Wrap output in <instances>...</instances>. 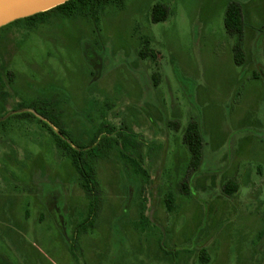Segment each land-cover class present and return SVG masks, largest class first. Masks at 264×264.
<instances>
[{
  "label": "rangeland",
  "instance_id": "rangeland-1",
  "mask_svg": "<svg viewBox=\"0 0 264 264\" xmlns=\"http://www.w3.org/2000/svg\"><path fill=\"white\" fill-rule=\"evenodd\" d=\"M216 1L121 0L92 11L97 25L83 13L53 12L0 29L7 94L0 116V264H264V57L255 79L237 67L238 76H230L223 50L235 38L219 15L225 0ZM247 1L264 8V0ZM156 4L167 7L165 22H152ZM146 45L155 59L140 58ZM148 105L162 108L171 123L153 133L163 136L153 145L131 138L128 127L129 117L149 114ZM21 110L34 116H19ZM192 121L206 148L195 171L183 143ZM58 123L66 133L59 134ZM51 130L74 149L90 150L83 159L88 173L95 171L91 193ZM131 141L144 155L163 152L139 194L129 189L137 175L116 169L140 160ZM234 179L238 192L227 195L223 187ZM120 196L128 198L121 215ZM93 200L94 212L103 206L96 217ZM129 201L137 209L146 202L148 219L126 214Z\"/></svg>",
  "mask_w": 264,
  "mask_h": 264
},
{
  "label": "crops",
  "instance_id": "crops-1",
  "mask_svg": "<svg viewBox=\"0 0 264 264\" xmlns=\"http://www.w3.org/2000/svg\"><path fill=\"white\" fill-rule=\"evenodd\" d=\"M231 2H237L234 0H225V2L223 3V5L221 6V10L219 11V15L225 17V12L226 9L228 7V5ZM217 3V1L215 0V4ZM241 7H242V12H243V20H244V38H243V50L245 53V63L242 66H237L235 64V60H234V53H233V46H234V42L230 41L228 42V47H226V49L223 50V53H225V60L227 61V64H231L233 66V69L231 70V72H229L230 76H238L237 73H235V69L234 68H242L247 71H250L253 73V78L255 79L256 76H259L260 73L258 74L257 69L260 66L258 62V59L262 57H264V8L262 10H259L260 5L258 6L257 3H254L253 1H247V0H238V2ZM209 6L212 8V6H215L214 3L211 1ZM220 6V5H219ZM201 9V8H200ZM202 18L206 19L207 18V11L205 13V11H203V13L201 14ZM190 56L186 55L184 57V60L186 61L187 58H189ZM191 60V59H189ZM249 62H252L251 64ZM230 66V67H232ZM228 74V75H229ZM241 77L243 76L242 74L240 75ZM145 78V77H144ZM238 80V79H237ZM145 81L147 83V85L150 86L148 80ZM151 87V86H150ZM151 90V88H150ZM152 91V90H151ZM149 108V114L145 115V114H138L137 117H129V123H128V127L130 132L132 133L130 136L131 138H138L140 137L142 140H145L147 142H152L153 144H156V141L162 140L163 136H154L153 133L155 134V132L158 130H162L163 129V125H167L168 127H170L171 123L169 121H166V112L162 111L163 109L160 107H156V106H150L148 105ZM155 120L157 122V126L153 127L152 126V121ZM154 121V122H155ZM120 132V131H119ZM164 132L166 134H170L171 131L168 130H164ZM156 135V134H155ZM134 140V139H132ZM129 145L131 146V148L134 150L135 154L137 155V157L140 158L139 161H134L132 160L131 164L129 165V163L127 165H124L125 167L123 168V166L119 169L116 168L120 173L123 171H129L130 173H134L135 175H137V177H135V181H133L131 183V185L129 186V189L134 190V193L137 192V194L140 193L139 189H142L144 187H146L147 183L153 180V177L150 174L151 168L150 166H153V163L156 162L158 163L159 161H162V154L163 152L160 150V147H157L155 149H150V151H148V153H146L144 155V151L139 147V145L135 142V141H131V143H129ZM205 150L206 148H204L203 151V158H202V162L203 160H205ZM145 157V158H144ZM153 158V159H151ZM142 161V163H141ZM145 162V165L142 166ZM152 162V163H151ZM201 162V164H202ZM142 164V165H141ZM150 164V165H149ZM132 166V168H131ZM127 167V168H126ZM260 169V168H259ZM114 172L112 174L113 178H116L117 182L116 184H114V187H122V179L121 176L117 177V175L115 174V170L111 169ZM250 171V169H245L244 172V177L246 180V173H248ZM98 172V169L96 170V173ZM239 178H243L242 174H239ZM242 181V180H241ZM232 182L235 183L237 186H239L238 179H234V180H229L227 181V183ZM111 183V181H110ZM226 183V184H227ZM244 183V182H243ZM225 184V185H226ZM224 185V187H225ZM224 187H223V191H224ZM128 189V188H127ZM238 192V191H237ZM236 192V193H237ZM119 194H122L120 192H118ZM228 195V194H227ZM234 195V194H232ZM222 196V195H221ZM135 197V196H134ZM134 197H132V200H135ZM120 198V199H119ZM119 199V214L121 215V207L123 205V203L128 199H126V197L124 196H120ZM122 200H124L122 202ZM140 200H142L140 198ZM130 202V201H129ZM103 208V206L99 205L97 207L96 212L97 211L101 214V209ZM114 208H110L111 212L113 211ZM126 214L129 213V211H135L134 216H136L139 219L142 220H147L149 217V205L146 204V202L143 201V204H140V207L137 209L136 207L132 206V201L130 202V206L126 207ZM91 212V211H90ZM95 216V215H94ZM96 217V216H95ZM120 217V216H119ZM131 226V225H130ZM124 227L128 228L129 225L125 224Z\"/></svg>",
  "mask_w": 264,
  "mask_h": 264
},
{
  "label": "trees",
  "instance_id": "trees-1",
  "mask_svg": "<svg viewBox=\"0 0 264 264\" xmlns=\"http://www.w3.org/2000/svg\"><path fill=\"white\" fill-rule=\"evenodd\" d=\"M121 0H70L69 2L65 3L64 5H61L51 11L41 13L38 15H35L33 17L27 18V19H34L37 18L38 16L45 17L49 15L50 13L53 12H61L64 16H67L69 18L76 16L77 14H84L88 16L89 20L94 25H97L98 19L96 16L92 14L93 10H98L104 5H107L109 3H114V2H120ZM169 16V11L166 6L162 4H156L152 8L151 12V20L153 23L158 24L161 22H165L168 19ZM17 22V21H16ZM244 20H243V12H242V7L239 3L237 2H231L225 12V17H224V27L226 30V33L230 36L235 38V43L233 46V53H234V60L235 64L237 66H242L245 63V53L243 50V38H244ZM140 58L148 59V58H156V55L153 51H150V48L148 45H146L139 54ZM6 82L4 79V76L2 75L0 71V116L3 114L2 110L4 107V104L6 102ZM36 103V102H35ZM34 106V103L32 104ZM20 109H24L23 105H19ZM19 116H34L32 113L25 111L20 113ZM44 118V117H43ZM44 126H47L46 123L43 120H39ZM59 124V125H58ZM55 127L59 130V134L66 133V131L63 128V125L58 123ZM52 133L54 132L51 130ZM54 134V133H53ZM55 135L57 144L60 148L67 150L70 152L68 154L69 157L72 159V166L76 170L79 179L82 183L83 188L88 192L91 193L94 188V184L92 182V176L95 175V171L92 169L90 170L91 175L88 173L84 167V155L90 151L89 149H80L78 147L77 150L74 149V145L72 146L69 145L62 139L60 136ZM183 143L187 146L191 159L189 163V168L191 171L197 170L202 162L203 158V150H204V139L203 136L200 132L199 125L192 121L189 123L187 126L184 136H183ZM72 152V153H71ZM238 191V186L235 183L229 182L225 185L224 187V192L228 195L235 194ZM173 199L168 198L166 200V204L168 208L171 210L173 206ZM96 206V201L93 200L91 203V212H94V209ZM97 209V208H96ZM95 209V210H96ZM205 251L202 250L200 253V258L203 263H208L209 259L204 257Z\"/></svg>",
  "mask_w": 264,
  "mask_h": 264
},
{
  "label": "water",
  "instance_id": "water-1",
  "mask_svg": "<svg viewBox=\"0 0 264 264\" xmlns=\"http://www.w3.org/2000/svg\"><path fill=\"white\" fill-rule=\"evenodd\" d=\"M70 0H0V29L21 19L51 11ZM21 110L19 112H23ZM9 116V115H8ZM7 117L1 119L6 120ZM44 120L43 118H40Z\"/></svg>",
  "mask_w": 264,
  "mask_h": 264
},
{
  "label": "flooded vegetation",
  "instance_id": "flooded-vegetation-1",
  "mask_svg": "<svg viewBox=\"0 0 264 264\" xmlns=\"http://www.w3.org/2000/svg\"><path fill=\"white\" fill-rule=\"evenodd\" d=\"M59 214V213H58Z\"/></svg>",
  "mask_w": 264,
  "mask_h": 264
}]
</instances>
